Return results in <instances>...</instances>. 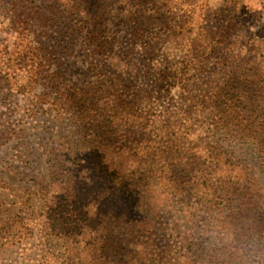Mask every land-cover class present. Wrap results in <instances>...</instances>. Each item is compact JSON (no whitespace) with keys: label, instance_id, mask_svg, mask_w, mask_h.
Segmentation results:
<instances>
[{"label":"rangeland","instance_id":"1","mask_svg":"<svg viewBox=\"0 0 264 264\" xmlns=\"http://www.w3.org/2000/svg\"><path fill=\"white\" fill-rule=\"evenodd\" d=\"M154 2L0 0V73L30 51L66 87L105 79L93 86L111 95L85 118L41 103L30 64L13 79L29 92L0 98L15 129L0 145V264H219L264 231V0ZM92 36L115 37L128 67L109 70ZM148 56L173 64V85Z\"/></svg>","mask_w":264,"mask_h":264},{"label":"trees","instance_id":"2","mask_svg":"<svg viewBox=\"0 0 264 264\" xmlns=\"http://www.w3.org/2000/svg\"><path fill=\"white\" fill-rule=\"evenodd\" d=\"M155 1L154 3L156 5H159L158 3H161L162 5H167L171 0H150ZM129 2V0H128ZM115 37H94L92 36L90 39V42L92 44H95L97 47L93 50L95 54L101 53V54H107L108 51L111 53V56L108 55L107 59H111L115 57L114 62L108 63V69L114 70L115 72L117 70H121L122 67H128L127 66V59L131 57L130 51H121L118 53L114 52V49L110 48L109 45H112V41H114ZM98 39H102L99 44L96 43ZM111 39V40H108ZM108 41L110 42L108 45ZM6 48V46H5ZM98 48V50H97ZM1 54V52H0ZM0 57H4V55H0ZM148 59L150 61L149 65L152 70H155L160 74L159 81L162 83L161 85L163 87L165 86H171L173 85V80L175 79V76L177 72L172 71L173 64L171 62H161L159 61L158 65H154L153 59L148 56ZM32 65L35 67V80L36 82L39 80H46L47 84L45 85V90L43 93L39 96V102H43L46 100V98L52 94H55L56 99L58 98L61 104L59 107L60 109L65 108V106H69L71 103L78 104L80 108V111L82 115L80 117L85 118L88 117V115L91 113V110L89 109L88 103L89 100H91V103L95 102L96 99H98V92L101 93V98L110 97L108 93L105 91L95 88L93 85H95V82L87 86V89L84 91L77 90V87L71 86L70 88L65 86V83L61 81V77L59 74H49L50 72V62L43 59L42 56L35 54L33 52H20L17 54V56L14 58V60H9L4 62V69L2 73H0V98L7 99L8 96L13 95L15 92L17 93H25L29 92L27 85L23 86H16L15 82H13V79L18 76L19 72L26 69L28 65ZM153 64V65H152ZM153 67H152V66ZM16 70V71H14ZM14 73H17L16 75H12ZM105 81H99L96 82L97 84L104 85ZM6 91L5 95H2V92ZM116 95V96H115ZM47 96V97H46ZM113 97L114 100L120 98V101H123V95L121 93L114 94ZM119 100V99H118ZM2 126L0 129V145L2 143V140H7L14 132L15 129H12L10 124L2 123ZM103 134H105L104 131H102ZM215 252V251H214ZM213 258H215L219 264H260L264 262V231L260 232V236L258 237V241H256L253 245H243V246H233L230 248H225L224 251H216L214 255H212Z\"/></svg>","mask_w":264,"mask_h":264}]
</instances>
